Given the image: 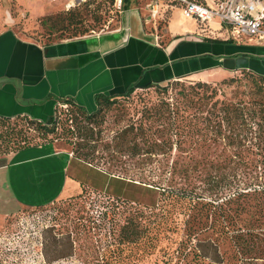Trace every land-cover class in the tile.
Instances as JSON below:
<instances>
[{
	"label": "trees",
	"instance_id": "obj_1",
	"mask_svg": "<svg viewBox=\"0 0 264 264\" xmlns=\"http://www.w3.org/2000/svg\"><path fill=\"white\" fill-rule=\"evenodd\" d=\"M128 1L122 0L123 11L128 10ZM167 4L181 8L175 2ZM77 22L74 12H68L55 18L50 29L68 30ZM242 73L243 79L221 83L235 85L230 98H220L219 87L207 83L169 82L174 96L145 108L143 120L126 127L127 157L143 163L160 158L162 166L157 174L136 172L126 177L127 187L150 193L153 203L110 194L99 200L104 208L99 230L108 229L105 237L110 243L104 253H88L96 264H264V76ZM152 87L161 86L136 83L120 96L97 95V110L91 114L71 101L62 105L74 109L89 126L97 122L104 106ZM55 114L46 122L28 117L0 120H28L47 141L58 125ZM66 121L73 129V121ZM85 135L91 141L93 131ZM46 143L29 145L23 140L7 145L5 151Z\"/></svg>",
	"mask_w": 264,
	"mask_h": 264
},
{
	"label": "crops",
	"instance_id": "obj_2",
	"mask_svg": "<svg viewBox=\"0 0 264 264\" xmlns=\"http://www.w3.org/2000/svg\"><path fill=\"white\" fill-rule=\"evenodd\" d=\"M171 10L163 36L146 32L138 12L137 23L124 13L114 31L48 45L1 31L0 118L46 122L66 101L91 114L97 95L120 96L136 83L209 82L203 74L227 77L240 70L264 76V44L209 43L214 35L227 42L216 22L211 24L215 32L202 33L181 8ZM71 162V154L54 143L0 155V222L78 193L68 178Z\"/></svg>",
	"mask_w": 264,
	"mask_h": 264
},
{
	"label": "rangeland",
	"instance_id": "obj_3",
	"mask_svg": "<svg viewBox=\"0 0 264 264\" xmlns=\"http://www.w3.org/2000/svg\"><path fill=\"white\" fill-rule=\"evenodd\" d=\"M195 1L213 6L218 0ZM64 3L65 0L57 3L49 0H0V32L9 29L24 40L48 45L114 31L119 28L124 13L126 20L133 19L137 23L138 12L141 20L147 22L146 32L163 36L172 11L171 4H159L156 16L152 17V4L149 0H129L128 10L122 9L123 13L118 14L113 7L114 0H90L69 11L77 16V25L56 32L50 26L55 18L68 13L64 10ZM47 19L49 21L45 25L43 21ZM214 36L219 40L217 35ZM215 74H203L209 79V82L203 83L218 86L223 96L220 98H230L235 90V85H221L223 81L243 79L244 76L242 70L227 77H215ZM179 82L193 85L202 81L181 79ZM172 85L167 83L161 87L137 89L128 99L120 98L111 106H104L97 122L89 126L71 107H57L55 118L58 125L54 135L47 137V141L40 139L34 125L28 120H0V155L13 153L10 148L6 152V146L23 140L29 145L54 143L71 154L68 178L79 186L76 194L67 193L45 207L18 211L0 222V264H96L89 254L104 253L110 243V238L105 237L108 229L102 228L101 233L99 230V223H104L99 218L104 209L99 200L110 194L121 199L153 203L150 193L127 187L126 177L130 178L136 172L157 174L162 166L160 158L147 163L130 160L126 155V127L139 124L143 120L145 108L158 105L163 98H172L175 93ZM161 88H166L167 94ZM67 118L73 121V129L66 121ZM89 130L93 131L91 141L84 137ZM107 175L125 183L108 179ZM92 226L94 228L90 229ZM68 234L70 241L67 239Z\"/></svg>",
	"mask_w": 264,
	"mask_h": 264
},
{
	"label": "built area",
	"instance_id": "obj_4",
	"mask_svg": "<svg viewBox=\"0 0 264 264\" xmlns=\"http://www.w3.org/2000/svg\"><path fill=\"white\" fill-rule=\"evenodd\" d=\"M60 2L61 0H49ZM89 0H65L64 10L69 12L86 4ZM152 4V17L156 16V7L164 3H178L185 19L198 24L202 33L215 32L211 24L216 22L221 31H225V40L237 44H264V0H218L213 6L203 5L189 0H149ZM113 7L122 14V0H114Z\"/></svg>",
	"mask_w": 264,
	"mask_h": 264
}]
</instances>
